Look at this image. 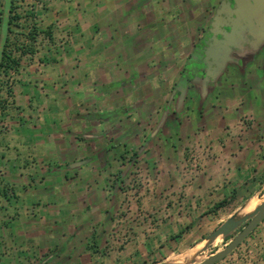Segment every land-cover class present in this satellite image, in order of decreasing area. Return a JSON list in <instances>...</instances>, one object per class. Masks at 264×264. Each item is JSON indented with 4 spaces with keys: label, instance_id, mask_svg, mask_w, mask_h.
<instances>
[{
    "label": "crops",
    "instance_id": "crops-1",
    "mask_svg": "<svg viewBox=\"0 0 264 264\" xmlns=\"http://www.w3.org/2000/svg\"><path fill=\"white\" fill-rule=\"evenodd\" d=\"M44 4L46 14L41 13L39 25L53 31L55 24L67 23L72 42L82 44L58 43L57 48L47 46L24 57L12 97L0 110V264H91L107 256L138 264L167 259L186 250L227 206L209 212L214 204L241 200L264 188L260 65L256 76L244 78L239 94L243 112L252 114L250 123L243 125L232 111L229 129L202 134L204 145L196 148L199 168L184 152L179 161L164 160L158 183L164 191L156 195V202L148 194L141 208L134 203L123 211V175L115 177L111 162L91 156L95 145L88 139L87 118L98 119L99 130L111 112L101 110V97L94 101L99 109L94 114L63 107L73 72L70 62L80 53L97 55L94 50L101 47L95 43L96 34L107 31L101 23L118 22L92 0ZM97 9H102L101 21L94 16ZM73 85L71 95L79 96V87ZM172 137L166 138V155L176 153ZM230 256L218 264H264V241H244Z\"/></svg>",
    "mask_w": 264,
    "mask_h": 264
},
{
    "label": "rangeland",
    "instance_id": "rangeland-1",
    "mask_svg": "<svg viewBox=\"0 0 264 264\" xmlns=\"http://www.w3.org/2000/svg\"><path fill=\"white\" fill-rule=\"evenodd\" d=\"M95 2L108 18L116 19L118 23H101L100 27L107 28V31L96 34L95 43L97 47H101L94 50L97 55L80 53L70 62L73 72L68 75V93L63 107H74L84 114H94L99 110L94 101L101 97V110L111 112L102 120L103 127L99 130L96 126L98 119L93 116L87 118L90 129L88 139L91 145H95L91 156L94 154L97 158L99 156V161L111 162L110 169L115 177L120 178L122 173V182L119 184L124 194L122 210L126 211L134 203L141 208L145 202L143 199H146L148 194L155 196L153 200L156 202V195L163 193L160 179L164 176V160L179 161L184 152L195 164L193 167L199 168V153L196 148L204 145L202 134L211 135V132L229 129L232 111L243 125L250 123L252 114L243 112L241 104L244 99L239 97V94L243 92L241 87L244 78L248 75L256 76L257 67L264 65V38L258 41L252 37L251 46L246 48L240 57L232 55L231 52L229 60L214 75H208L207 81H203L207 77L205 74L203 78L196 79L197 84L194 79L187 86L180 85L182 70L191 57L193 45L201 30L212 22V15L219 0ZM95 2L92 0V3ZM5 3L6 0H0V40L3 30L1 17L4 16ZM16 4L17 12L23 16L26 12L33 14L28 20L21 19L20 24L37 27L36 51L47 46L57 48L58 43L64 47L81 46V41L72 42L67 23L55 24V30L51 31L53 39L42 32V29L50 30V27L39 25L42 22L38 19L41 13L46 14L44 0H20ZM102 9H97L94 15L100 21L103 16ZM13 30L16 36L24 40L20 34L27 32L26 29L14 27ZM33 54L35 53H28L24 57ZM243 70H249L250 74L243 73ZM16 73L17 71H11L7 77L9 88L0 89V99L5 100L4 104L12 97ZM72 85L79 87V96L71 95ZM168 136L172 137L171 141L174 142L175 154L166 155L169 150L166 140ZM103 144L106 150L102 149ZM172 171L177 172L175 169ZM174 176L165 175L164 178L172 179ZM251 196L256 197L260 203L264 199V188L227 204L214 221L197 233L195 240L186 250L160 261L144 259L140 264H156L174 259L180 260L179 264H195L222 250L236 232L227 238L218 237L212 246L202 251L207 242L204 239ZM218 220L221 222L218 223ZM247 240L264 241V221L244 241ZM229 258L231 256L227 260H230ZM91 264L138 263L107 256L100 260L94 259Z\"/></svg>",
    "mask_w": 264,
    "mask_h": 264
},
{
    "label": "water",
    "instance_id": "water-1",
    "mask_svg": "<svg viewBox=\"0 0 264 264\" xmlns=\"http://www.w3.org/2000/svg\"><path fill=\"white\" fill-rule=\"evenodd\" d=\"M226 4V0L223 4ZM228 4V3H227ZM12 0H6L4 8V19L2 22V38L0 40V60L4 51V44L7 38L8 21L11 13ZM264 0H240L238 1L237 10L234 13L237 14V18L232 19L231 22L225 21L222 24L224 28L219 32L225 39L220 40L216 37V32L211 29L213 34L212 39L214 40L205 49V53L208 55V59L212 58L213 63L218 65L216 71H207V77L203 81L208 80V75H214L215 72L219 71L224 63L229 60L231 55V48L236 43L244 41L246 35H251L258 41L264 38ZM223 13H227L225 8H218L213 21L211 22L212 27L220 26L221 16ZM233 12H231V15ZM256 20V21H255ZM226 27H231V30H226ZM218 58H221L220 62ZM195 78L194 82L197 84L198 80ZM264 221V199L256 206V208L248 214L239 216L237 209L224 220L217 228H215L204 240L207 241L204 245L206 248L212 246L218 237L227 238L233 235L231 241L222 249L212 253L207 258L195 263V264H216L226 256L231 254L254 230L258 225ZM169 261L156 264H166ZM195 262V261H193Z\"/></svg>",
    "mask_w": 264,
    "mask_h": 264
},
{
    "label": "trees",
    "instance_id": "trees-1",
    "mask_svg": "<svg viewBox=\"0 0 264 264\" xmlns=\"http://www.w3.org/2000/svg\"><path fill=\"white\" fill-rule=\"evenodd\" d=\"M17 1L20 0H12L11 5V13L8 21V29H7V38L4 44V51L0 60V89L9 88V79L7 78L10 75L11 71H18L21 65V61L24 55L28 53H35V43L37 41V27L35 25L27 24L26 26H22L20 24V20L25 18L26 20L32 18L33 14H26L23 16L19 12H17ZM4 16L1 17V22H3ZM14 27H22L27 30V32H22L20 35L23 36L24 40H22L19 36L15 35ZM43 33L47 34V36L52 39L50 30H43ZM14 34V35H13ZM5 100L3 98L0 99V108H5ZM226 200L220 201L214 204L209 212H216L219 208L227 205ZM183 231L178 234L180 236ZM251 236V234L249 235ZM248 236V237H249Z\"/></svg>",
    "mask_w": 264,
    "mask_h": 264
},
{
    "label": "flooded vegetation",
    "instance_id": "flooded-vegetation-1",
    "mask_svg": "<svg viewBox=\"0 0 264 264\" xmlns=\"http://www.w3.org/2000/svg\"><path fill=\"white\" fill-rule=\"evenodd\" d=\"M223 1L224 0H219L218 5L212 15V21L214 19V16L216 15L218 8H222L223 6L227 13L222 14L220 19V26L212 27L210 23L207 28H203L201 30L199 37L193 45L191 57L183 67L182 76L180 78V85L187 86L191 84L192 80H194L195 78H203L207 71H216V69L218 68V65L216 63H213V59H208V55L204 52L207 46L214 41L212 39L213 34L211 33V29H213L217 33L216 37L218 39L224 40L225 38L221 34H219V32L224 29L222 27V24L225 21L230 23L232 19L238 17L237 14L234 13V10H237L238 1L240 0H226V4H223ZM231 12H233L232 15ZM263 13L264 12L262 11V14ZM226 30H231V27H226ZM252 40L253 38L251 35H246L243 42L236 43V45L231 48L232 55H236V57H240L241 55H243V52L246 50V48H249L251 46ZM218 60L220 62L222 61L221 58H218Z\"/></svg>",
    "mask_w": 264,
    "mask_h": 264
},
{
    "label": "bare ground",
    "instance_id": "bare-ground-1",
    "mask_svg": "<svg viewBox=\"0 0 264 264\" xmlns=\"http://www.w3.org/2000/svg\"><path fill=\"white\" fill-rule=\"evenodd\" d=\"M259 204V200L256 197H250L248 198L239 208H237V213L239 216L251 213L256 206ZM203 243H201L202 245ZM180 260H170L166 264H179Z\"/></svg>",
    "mask_w": 264,
    "mask_h": 264
}]
</instances>
